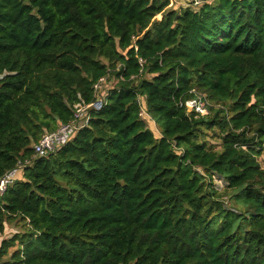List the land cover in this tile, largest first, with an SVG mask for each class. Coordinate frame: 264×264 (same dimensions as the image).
Listing matches in <instances>:
<instances>
[{
    "label": "trees",
    "instance_id": "trees-1",
    "mask_svg": "<svg viewBox=\"0 0 264 264\" xmlns=\"http://www.w3.org/2000/svg\"><path fill=\"white\" fill-rule=\"evenodd\" d=\"M108 74L89 124L36 156ZM0 75V177L24 164L0 264H264V0H0ZM194 88L210 114L178 105Z\"/></svg>",
    "mask_w": 264,
    "mask_h": 264
},
{
    "label": "built area",
    "instance_id": "built-area-1",
    "mask_svg": "<svg viewBox=\"0 0 264 264\" xmlns=\"http://www.w3.org/2000/svg\"><path fill=\"white\" fill-rule=\"evenodd\" d=\"M194 3L200 4L201 0H194ZM140 62L143 64L144 60L140 58ZM109 76L110 74L101 77L94 84V98L91 102H86L81 98L74 104L73 116L70 120L62 122L55 130L47 131L42 134L40 139L34 144V153L36 156H47L57 151L72 140L80 129L89 124L92 118L91 111L101 110L105 104V96L107 94H105L104 91L100 94V89ZM0 77H2V75H0ZM190 92L193 93V96L188 99H183L181 97L178 100V105L186 106L188 112H194L197 116L210 114L213 103L209 100L207 95L195 88ZM140 115L143 118H151L144 107L141 108ZM20 163L21 162L0 177V195L4 194L8 187L17 179L19 170L21 169Z\"/></svg>",
    "mask_w": 264,
    "mask_h": 264
},
{
    "label": "rangeland",
    "instance_id": "rangeland-1",
    "mask_svg": "<svg viewBox=\"0 0 264 264\" xmlns=\"http://www.w3.org/2000/svg\"><path fill=\"white\" fill-rule=\"evenodd\" d=\"M173 1H174V3L176 4V6L187 5V4H189V3H190L191 5H196V4L194 3V0H173ZM190 1H193V2L191 3ZM116 82H117V78L114 77V76H112V75H110V76L106 79V81L103 83V85H102V87H101V89H100V94H101L103 91H104L105 94H107L109 88L115 86ZM152 123H153L152 125H153V127L156 129L157 133H159V131H160V127H159V125L156 124V122H155L154 119H153V122H152ZM158 127H159V128H158ZM210 141H211L212 143H215V144H216L217 149H220V148H221V145H220L221 140H220V139H219V140H216V139H212V138H210ZM259 159H260V161L264 164L263 156H261ZM20 166H21L20 168H22V167H23V164L20 163ZM18 174H19V173H18ZM213 179H214V184H215L216 188H218V189L221 190V191H223V190L226 189V187H227V183H226V181H225L221 176H219V175H215ZM224 198H225V200H226V204H227V206H232V203H231V201L228 199V197L225 196ZM11 224L14 226V229L11 228V227H13V226H11ZM8 225H10V226L7 227V231L4 232V234L1 236V239H2V238H7V237H12V236L15 234V229H16V230H20L21 232H23V231L25 230V228L23 227V223H22L19 219H17V220H12V221L8 222ZM17 228H18V229H17ZM16 247H17V245L11 247V248H10V253H12V251H13L14 249H16ZM10 255H11V254H9V255L7 256V258H8Z\"/></svg>",
    "mask_w": 264,
    "mask_h": 264
},
{
    "label": "crops",
    "instance_id": "crops-1",
    "mask_svg": "<svg viewBox=\"0 0 264 264\" xmlns=\"http://www.w3.org/2000/svg\"><path fill=\"white\" fill-rule=\"evenodd\" d=\"M8 226H10V225H8V223H6V228H5V232L7 231V227ZM11 226H13L12 224H11ZM12 229H14V226L13 227H11ZM18 229V228H17ZM17 230L15 229V232H16Z\"/></svg>",
    "mask_w": 264,
    "mask_h": 264
}]
</instances>
